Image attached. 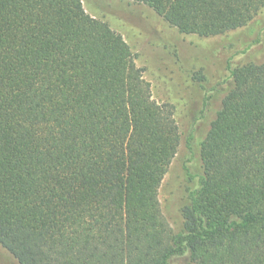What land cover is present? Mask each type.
<instances>
[{"label":"trees","instance_id":"1","mask_svg":"<svg viewBox=\"0 0 264 264\" xmlns=\"http://www.w3.org/2000/svg\"><path fill=\"white\" fill-rule=\"evenodd\" d=\"M127 1L185 35H264V0ZM193 132L82 0H0V246L18 264H264V61L230 67ZM183 142L176 232L159 190Z\"/></svg>","mask_w":264,"mask_h":264},{"label":"rangeland","instance_id":"2","mask_svg":"<svg viewBox=\"0 0 264 264\" xmlns=\"http://www.w3.org/2000/svg\"><path fill=\"white\" fill-rule=\"evenodd\" d=\"M85 11L119 33L150 84L152 98L174 109L185 139L193 128L197 146L219 110L230 82V67L264 61V35L249 28L217 37L185 35L142 3L127 0H82ZM264 25V9L257 16ZM256 41V42H255ZM204 77V80H196ZM195 148V147H194ZM185 142L159 190L163 214L174 231L181 227V209L196 186L185 172ZM0 264H18L0 246Z\"/></svg>","mask_w":264,"mask_h":264}]
</instances>
